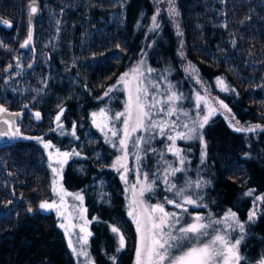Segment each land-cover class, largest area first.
I'll return each instance as SVG.
<instances>
[{"label": "trees", "instance_id": "1", "mask_svg": "<svg viewBox=\"0 0 264 264\" xmlns=\"http://www.w3.org/2000/svg\"><path fill=\"white\" fill-rule=\"evenodd\" d=\"M17 1L0 0V16L11 25L0 24V37L12 46L0 51V104L5 118L16 117L10 122L7 116L14 131L17 117L26 128L25 137L14 135L0 147V264H77L56 214L39 207L52 197V149L72 155L62 180L83 193L95 264H134L138 236L121 179L109 165L115 151L92 113L141 53L154 68L169 62L178 68L183 52L237 121L264 124V0H175L179 28L162 12L151 32L152 0H41L28 47H21L28 19L16 23L14 16L28 0ZM48 16L64 24L60 36L45 30ZM13 53L21 57L22 71ZM179 69L175 76L182 77ZM204 136L208 194L219 209L244 221L251 208L245 193H264V130L237 131L216 115ZM243 236L240 264H256L264 257V214L247 223Z\"/></svg>", "mask_w": 264, "mask_h": 264}, {"label": "rangeland", "instance_id": "2", "mask_svg": "<svg viewBox=\"0 0 264 264\" xmlns=\"http://www.w3.org/2000/svg\"><path fill=\"white\" fill-rule=\"evenodd\" d=\"M19 1L21 0H18L17 2ZM152 1L155 6V12L152 17L155 16L156 21H158L160 14L162 12H167L174 28L177 30L180 24L179 15L171 14L169 11L170 8L174 7L176 12H178L175 0H173V3H170L169 0ZM28 2L29 0L26 3V10L20 9L21 6L19 5L18 9L15 10L14 16L16 23H22L25 18L28 19ZM45 9L47 8L45 7ZM52 13L50 12V15ZM54 22L55 26L48 25L49 23ZM63 27L64 24H60V18L57 20L54 16H48L45 19V30H50L51 32L55 30L57 35H59L63 31ZM152 30L153 21L151 19L149 31L151 32ZM8 43V40L4 39V37H0V51L2 50L5 53L11 52L12 46ZM18 55V53H13L12 58L14 63L18 66L19 71H22L23 62L21 57H18ZM179 57L180 62H178V68L181 69L182 77H177L179 72L176 69L178 68L174 67L172 62L165 63L161 67L154 68L149 65L146 56L141 53L140 58L125 72L129 73V76L125 77V82L121 83L119 78L117 84H114L111 87V91L107 95L104 105L98 111H94L92 113L95 125L100 133H102L104 141L113 147L115 151V156L112 158L109 165L121 179L126 200L127 213L129 215V213L132 212V215H129V217L133 221L136 231L137 220L140 221L142 228H146L148 215L150 213L153 217L159 215L158 212H151L152 207L157 204L163 205L165 210L168 212H177L179 214L180 224L176 225L177 228L182 225L195 222V216H201L204 222H210L212 220L223 221L225 215L229 211V209H219L220 207L218 208L216 200H212L208 194L210 181L206 171L208 170V167H210V160L208 159L207 143L204 136L205 126L202 129H198V132L202 133L203 140L195 138L196 134H193V139L177 138L175 140V147L181 149L180 155L184 158L183 165L179 163V157L174 155L173 151L168 150L169 146L172 145L173 142L167 140L166 136L168 134L175 135L170 128L166 129L164 135L160 134L159 129H149L147 131L141 129L135 133H131L130 137L126 141V147L119 144V141L124 138L123 121L126 119V116H120L119 119H117L116 114L126 113L130 93L134 103L137 81L140 82V87L147 88L149 102H151L153 95H155L156 99L160 101H166L171 92H176L181 96V99L175 103V107L177 109L176 115L168 117L164 112H158V109L161 107L167 108L169 106L167 103H160L157 105L156 109H152L154 119L175 122L177 130L179 131H185V129L181 127L183 123L186 122L189 127H192L193 120H202L203 116L209 115V113L210 115L208 121L216 115H222L235 130L237 128L247 129L250 126L255 125H260V128H257L255 131H241L246 133H257L264 130V124L241 123L237 121L231 115L228 107H224L225 104L208 90L207 86L200 79L195 67L185 59L183 52H180ZM141 61H143L142 64ZM138 65L140 66V72L134 75L132 73V69L136 68ZM148 69H152V71L149 72ZM153 85H156V87L153 88ZM169 85L172 86L171 89H169ZM0 106H2V104H0ZM102 110L104 115L100 114ZM183 112H187L188 116L182 115ZM94 113L96 114L95 116L93 115ZM1 115L2 112H0V120H8L7 116H9L11 117L10 122H12V119L16 118L14 115H7L6 118ZM134 121L135 111L133 110V119L129 122V129H131ZM16 126L18 130L13 132L16 138L25 137L23 135H25L24 131L26 128V122H20L17 117ZM109 129L116 131L117 135L112 136ZM61 130L63 132V129ZM19 134L22 136L19 137ZM138 136H143L144 139L134 147L133 141ZM149 139L150 142H148ZM125 153H127L126 156ZM137 155L140 157L138 161L136 160ZM71 157L72 155H70V153L68 157H64L62 152L56 150L54 151L53 149L50 150L49 167L51 171L52 197L50 200L46 201L49 203L55 201L56 207L51 210H42L46 212H54L58 217L60 224L64 225V227L61 228L65 233L68 245L69 240L72 241V247L70 249L76 259V263L87 264V258L84 256H77L73 252L72 248L77 249V251L83 248L88 253V256L91 257L93 264H95V260L90 249L88 235V233H90V221L87 218L83 193L81 191L67 189L62 180L65 165ZM118 159L120 160L119 164L117 163ZM169 165L173 168H182V171L176 172L175 175H169V183L175 182L177 189L185 190V196L191 195L194 200H197V203L203 204L205 207L185 205L184 207L188 209V212L185 213L182 209L175 208L173 204L167 203L165 199L166 197L168 199H173L176 202H180L182 199L181 197L175 195L176 189H173L172 191L166 190L169 185L163 182V177L164 171ZM53 169H56V171L54 172ZM145 173L148 175L147 182L143 179ZM153 180L155 183L152 184V191H144L143 195H141L140 189L145 187L147 183H151ZM197 181L201 182V186L199 188L195 187ZM186 185L190 186L186 187ZM97 187L102 189V186L100 187L99 184H97ZM68 193L71 195H68ZM100 193L103 194L102 191ZM76 194L82 196L83 199H76ZM61 197L63 198V203H61ZM256 197H264V193L251 195V208L244 221L236 214L237 219L243 223L245 227L247 223L256 222L259 217L264 214V201L258 200ZM253 209L256 211V216L254 221H249L248 215L253 211ZM58 211L62 213V215H58ZM231 223L233 222L228 221L227 223L219 225L212 224L208 231L209 233H212V229H219L222 230V234L226 231L230 232L231 230L227 225ZM81 227L85 229L84 232H81ZM240 235L241 233L237 229L236 231L231 232L230 239H237ZM137 236L138 248L140 244V233L138 231ZM82 237H86V243L85 239H82ZM204 239H207V237ZM242 242L243 240L239 245L240 254ZM262 260H264V257L257 261L256 264H261Z\"/></svg>", "mask_w": 264, "mask_h": 264}, {"label": "snow or ice", "instance_id": "3", "mask_svg": "<svg viewBox=\"0 0 264 264\" xmlns=\"http://www.w3.org/2000/svg\"><path fill=\"white\" fill-rule=\"evenodd\" d=\"M170 3H173V0H169ZM30 17L31 14L37 11V7L35 6V0L33 3L29 5ZM171 14L179 15L176 12L175 8L172 7L169 9ZM153 21V29L158 28L159 25L156 21V17H152ZM0 24H5L8 26L10 22L4 21L0 19ZM29 25H31V18L29 19ZM178 27V26H177ZM178 35H182L181 32L178 31ZM32 40V32L29 30L27 39L21 45V47H28ZM143 61H141V64ZM31 67V65H29ZM149 72L152 69H148ZM140 72V66L138 65L136 68L132 69V73L135 75ZM129 76V73H125L120 77V82H125V77ZM218 83L223 84L222 80H218ZM153 88L156 85L152 86ZM172 86L169 85V89ZM111 91V89H109ZM107 94V93H106ZM181 99V96L176 92H171L167 97L166 101L157 100L155 95H153L151 102L148 101V90L147 88L140 87V82L137 81L136 86V95L133 103L132 95L130 93L128 107L126 109V113H117L116 118L119 119L120 116H126V119L123 121L124 125V138L119 141L120 145L126 147V141L130 137L131 133H135L141 129L147 131L149 129H159L161 135L165 134L167 128H170L175 135L168 134L166 139L172 141V145L169 146L168 150L173 151V154L179 157V163L183 165L184 158L180 155L181 149L175 147V140L179 139H193V134H196L195 138L203 140L202 133L198 132V129H202L205 124H207L209 120V115L203 116L202 120H193L192 127H189L188 123H183L181 127L185 129V131L177 130L175 122H169L164 120H157L153 117L152 109H156L157 105L160 103H167L169 106L167 108H159L158 112H164L168 117L176 115L177 109L175 107V103ZM224 107H227L224 105ZM133 110L135 111V121L129 129V122L133 119ZM2 106H0V112H5ZM104 115L103 110L100 113ZM96 115L95 113L93 114ZM182 115L188 116L187 112H183ZM36 117L39 118V113H36ZM60 117L57 116L56 120L59 121ZM8 121H5L7 123ZM147 122V123H146ZM257 128H260V125L250 126L247 129L237 128V131H255ZM103 130V129H101ZM112 136H116V131L109 129ZM0 135H4V133H0ZM144 139L143 136H138L133 141L134 147L137 146L140 141ZM151 139V138H150ZM150 139L148 142H150ZM45 147H49L48 144H45ZM64 157H68L69 153H62ZM127 153H125V156ZM162 155V154H161ZM140 157L137 155L136 160L138 161ZM203 162V158H202ZM117 163H120V160H117ZM119 170V169H117ZM55 172L56 169H53ZM182 171V168L176 167L173 168L171 165L168 166L164 171L163 182L168 184L169 187L166 189L167 191H172L176 189L175 195L181 197L180 202H176L173 199L165 198L167 203L173 204L175 208H180L183 212L187 213L188 209L184 207L185 205H194L196 207H205L203 204L197 203V200H194L191 195L185 196L184 189H177V185L175 182L169 183V175H175L176 172ZM144 181H148L147 173L144 174ZM155 181L153 180L151 183H147L145 187L140 189L141 195H143L144 191H152V184ZM190 186V185H186ZM201 186V182L197 181L195 184L196 188ZM62 190V189H61ZM253 193L250 190L245 193V195L251 196ZM68 195H71L68 193ZM76 199L82 200L83 197L79 194H76ZM256 199L264 201V197H256ZM61 203H63V198L61 197ZM41 209L51 210L56 207V202L53 201L49 203L47 201L41 203L39 205ZM31 211V209H29ZM152 213H159V215L153 217L151 213L147 217V226L146 228H142L140 221L137 220V231L140 233V244L136 249V261L135 264H240L243 257L239 251V245L243 240V233L245 230V226L241 223L237 217L236 213L231 210L225 215L223 221L222 220H212L210 222H204L201 216H195L193 223H188L187 225H182L179 228L176 225L180 224V216L177 212H168L165 210L163 205L157 204L152 207ZM58 215H62L58 211ZM132 215V212L129 213ZM256 216V211L253 209L252 212L248 215L249 221H254ZM228 221H232L233 223L228 224V228L231 230L230 232H223L219 229H212V233H209L208 229L212 224H222L227 223ZM64 227L63 224L60 225ZM239 230L241 235L237 239H230L231 232ZM81 232H84L85 229L81 227ZM114 233L119 234V229L116 227L112 228ZM91 235V233H88ZM207 237V239H204ZM85 239L86 237H82ZM120 248L124 246V237L120 235ZM69 247H72V241L69 240ZM117 249V251L120 250ZM73 252L77 256H84L87 258V264H93L91 257L88 256V253L81 248L79 251L77 249L72 248ZM111 259L115 260V257ZM261 264H264V260L261 261Z\"/></svg>", "mask_w": 264, "mask_h": 264}, {"label": "water", "instance_id": "4", "mask_svg": "<svg viewBox=\"0 0 264 264\" xmlns=\"http://www.w3.org/2000/svg\"><path fill=\"white\" fill-rule=\"evenodd\" d=\"M33 3V0H29L27 7H28V23L29 19L31 18V25L30 30L33 33L34 26L38 22L40 16L42 15V2L41 0H35V6L37 7V11L31 14L30 17V10L29 5ZM0 19L6 21L4 18L0 16ZM0 133H4V135H0V147L9 144L13 139V127L9 126L8 123H3L0 125Z\"/></svg>", "mask_w": 264, "mask_h": 264}, {"label": "flooded vegetation", "instance_id": "5", "mask_svg": "<svg viewBox=\"0 0 264 264\" xmlns=\"http://www.w3.org/2000/svg\"><path fill=\"white\" fill-rule=\"evenodd\" d=\"M8 122H9V120H8ZM8 125L10 126V123H8Z\"/></svg>", "mask_w": 264, "mask_h": 264}]
</instances>
